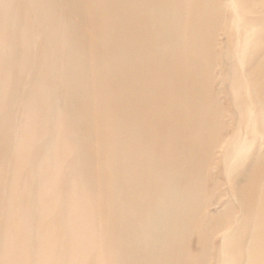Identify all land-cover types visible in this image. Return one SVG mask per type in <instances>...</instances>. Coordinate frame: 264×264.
I'll return each instance as SVG.
<instances>
[{
  "label": "bare ground",
  "instance_id": "6f19581e",
  "mask_svg": "<svg viewBox=\"0 0 264 264\" xmlns=\"http://www.w3.org/2000/svg\"><path fill=\"white\" fill-rule=\"evenodd\" d=\"M258 7L0 0V179L10 169L0 191V264L59 263L60 248L42 244L59 180L46 166L35 169L45 149L34 142L57 133L64 151L71 130L80 185L59 218L63 264H264V56L245 68L256 45L245 33L258 25ZM235 61L239 74L229 79ZM217 66L222 92L227 79L245 85L242 97L235 86L225 97L226 113L211 92ZM16 110L25 117L14 147L5 127ZM215 147L223 148L218 165L244 181L230 209L209 215L204 171Z\"/></svg>",
  "mask_w": 264,
  "mask_h": 264
},
{
  "label": "rangeland",
  "instance_id": "374dc122",
  "mask_svg": "<svg viewBox=\"0 0 264 264\" xmlns=\"http://www.w3.org/2000/svg\"><path fill=\"white\" fill-rule=\"evenodd\" d=\"M240 3L242 2L243 7L246 5L251 6L253 9L254 7H258L257 13H248L244 12V15L249 18L250 16L257 15L258 16V25L255 28H251L248 32L245 34L253 37L254 36V42L256 45H253L247 50L248 56H252V61L246 64L245 68H250L254 60H258L264 56V0H239ZM26 10L30 11V5H26ZM33 17V16H32ZM76 18V17H75ZM244 18V17H243ZM244 21H249L250 19H243ZM32 21V20H30ZM231 22H233L231 20ZM233 25V23H232ZM88 33L87 31L85 34ZM254 34V35H253ZM34 33L31 34L33 36ZM221 36H219L218 41H220ZM235 40V37L233 36L232 41ZM240 64L235 61L232 66H227V75L229 76V79L231 78V75H237L239 74ZM214 79L211 83V92L216 97V100L218 103L223 105L222 112L226 113L227 104L225 103L226 99L225 97L232 98L234 97V86L237 87V89L240 92V96L243 95V90L245 85L243 84V77L240 78V83L238 85H231L230 80H225L224 85L226 87V90L222 92V72L220 73V70L218 66L214 69ZM232 88H231V87ZM55 94L57 96V108L61 110L64 105V92L63 89L58 86L55 90ZM239 96V98H240ZM229 103V100L227 101ZM248 105L245 107V113H248ZM1 114V112H0ZM25 114L20 113V110H16L13 112V115L11 116L8 124L5 127L6 134H9L8 142L12 145L14 144V147H16L20 140L18 138L14 139L15 134L17 135L16 127L20 121H22V118L24 120ZM50 121H52V118H50ZM222 122L227 125L230 123L229 116L222 117ZM20 136V134H19ZM67 140L70 143V148L67 150L62 151L59 149V146L56 147L57 142H61L62 138H57V133H55L53 136L44 137L41 140H37L34 142L35 146L43 145L45 151L42 153L43 155L39 156L34 160L35 162V169H39L41 166H46V170L52 172V175L59 180V185L57 188H54L52 192L49 194L52 195L49 197V201L47 202L48 205H53L56 209L53 212H48L42 219V223L47 226L48 229L51 228V230L48 231L50 233L49 236L46 237V240H43L42 244H50L54 246V250H57L60 248L61 250V257L59 256V263L57 264H63L65 259L64 255L67 250V243L65 241L67 231L63 227L61 218L62 214L65 213L66 209L71 206H74L75 204V196L77 193L78 186L80 185L79 179L77 178V172L79 169L77 160L75 159V148L76 145V139L71 132H67ZM229 137L231 138V135L229 134ZM59 139V140H58ZM58 140V141H57ZM57 141V142H56ZM18 143V144H17ZM89 145H92V142L89 141ZM51 146V147H50ZM13 147V146H12ZM11 148V146H10ZM10 152L7 154L6 158L8 160L11 159L12 156V148L9 150ZM223 155V148L215 147L212 155L211 163L205 168L204 171V177L206 179L207 187H208V193L206 197L204 196V199L208 203L207 211L209 215L212 214H218L220 210H224L225 206H227V209H230L233 205V197H232V190L236 188L238 185L243 183V176L237 175L236 171H230L229 167H227V171L225 167L222 165H218L219 161L221 160ZM43 156V157H42ZM248 163V162H247ZM23 164V163H22ZM217 167H219L217 169ZM248 169L246 168L244 172L246 173ZM10 171V169H9ZM7 172V175L5 178L0 179V191L2 194L4 193L5 187L10 184L8 174L10 172ZM227 175V176H226ZM73 180V184L70 186L69 181ZM23 183V180L20 179ZM22 185V184H19ZM71 193L74 194L71 198ZM72 194V195H73ZM4 195H0V203L4 201L2 198ZM25 202V201H24ZM31 205V204H30ZM65 208V209H64ZM222 212V211H221ZM3 215L0 214V225ZM53 221L52 223H50ZM52 229L54 230L53 232ZM221 232H218L216 234V243L217 245L220 244L221 241ZM215 239V240H216ZM55 253V252H54Z\"/></svg>",
  "mask_w": 264,
  "mask_h": 264
}]
</instances>
